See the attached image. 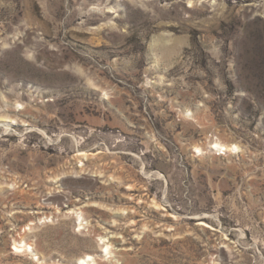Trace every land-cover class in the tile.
<instances>
[{
	"label": "rangeland",
	"instance_id": "rangeland-1",
	"mask_svg": "<svg viewBox=\"0 0 264 264\" xmlns=\"http://www.w3.org/2000/svg\"><path fill=\"white\" fill-rule=\"evenodd\" d=\"M89 255L264 264V0H0V264Z\"/></svg>",
	"mask_w": 264,
	"mask_h": 264
},
{
	"label": "bare ground",
	"instance_id": "bare-ground-1",
	"mask_svg": "<svg viewBox=\"0 0 264 264\" xmlns=\"http://www.w3.org/2000/svg\"><path fill=\"white\" fill-rule=\"evenodd\" d=\"M212 149H218L219 151H221V153H224L227 152V151H233V150H237V151H240V148L238 145L236 144H224V143H221V142H214L213 145H212ZM196 150L199 151V152H202V149L200 147H196ZM201 224L202 225H206L207 227H209V225L206 223V222H203L201 221ZM15 249L17 252H24L25 250H33L31 249L28 244L24 243V244H16L15 245ZM104 253H111L109 252V246L107 247V250L106 252ZM92 261V257L89 255V256H86L84 258H82L80 261H79V264H91L90 262Z\"/></svg>",
	"mask_w": 264,
	"mask_h": 264
}]
</instances>
